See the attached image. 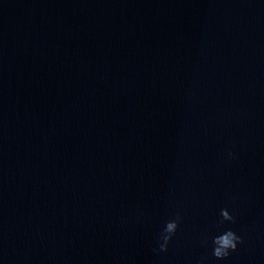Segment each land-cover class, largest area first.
Masks as SVG:
<instances>
[{"label": "water", "instance_id": "water-1", "mask_svg": "<svg viewBox=\"0 0 264 264\" xmlns=\"http://www.w3.org/2000/svg\"><path fill=\"white\" fill-rule=\"evenodd\" d=\"M0 264H264V0H0Z\"/></svg>", "mask_w": 264, "mask_h": 264}, {"label": "clouds", "instance_id": "clouds-1", "mask_svg": "<svg viewBox=\"0 0 264 264\" xmlns=\"http://www.w3.org/2000/svg\"><path fill=\"white\" fill-rule=\"evenodd\" d=\"M227 158L235 159V154L229 151ZM180 220L181 217L177 215L174 219H170L165 222V226L161 230L158 237L159 251H167L170 241L176 235ZM235 222L236 219L228 208H222L220 210V220L218 222L219 225H224L225 223L234 224ZM218 233L219 234L214 237L210 247L211 255L217 261H223L229 257L232 252L237 250L238 246L243 243V240L235 230L229 227L223 228V230L218 231ZM201 243L205 247H209L207 244V236L202 239ZM153 250L156 251V249Z\"/></svg>", "mask_w": 264, "mask_h": 264}]
</instances>
